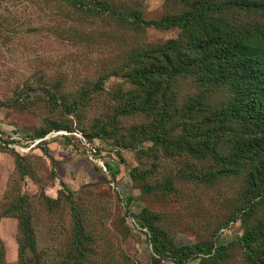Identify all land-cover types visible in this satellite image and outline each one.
Here are the masks:
<instances>
[{
  "label": "rangeland",
  "instance_id": "obj_1",
  "mask_svg": "<svg viewBox=\"0 0 264 264\" xmlns=\"http://www.w3.org/2000/svg\"><path fill=\"white\" fill-rule=\"evenodd\" d=\"M208 1L0 0V264H174L154 255L144 223L178 247L233 243L186 264H264V248L257 261L240 244L264 229L253 167L226 173L213 155L156 141L163 124L169 142L207 152L211 115L199 105L227 103L229 89L174 77L168 97L147 104L132 83L145 51L190 38L139 20ZM220 141L226 155L231 138Z\"/></svg>",
  "mask_w": 264,
  "mask_h": 264
},
{
  "label": "trees",
  "instance_id": "obj_2",
  "mask_svg": "<svg viewBox=\"0 0 264 264\" xmlns=\"http://www.w3.org/2000/svg\"><path fill=\"white\" fill-rule=\"evenodd\" d=\"M244 14L257 22L255 25L244 23L242 27H231L225 19L227 15ZM140 18V17H139ZM138 18V19H139ZM264 0H209L196 12H189L182 18L162 20H139L143 28H156L170 31L182 30L189 41L181 44L170 41L160 49L145 51V63L142 71L135 73L132 83L146 87L149 91L147 104L158 98L168 97L169 78L193 77L197 83L205 86H225L232 95L227 103L218 107L204 106L210 113V126L205 130L207 152L197 151L187 139L169 142L165 138V125L158 126L157 142L186 150L192 155H213L224 167L226 173L240 171L247 166L253 167L249 175L250 186L261 191L260 199L254 205L264 202ZM55 97V96H53ZM74 108L75 106H68ZM231 138L229 153L221 155L223 149L221 137ZM197 138L194 139L196 141ZM213 140V141H212ZM113 178L117 173L105 165ZM147 229L154 255L174 264H186L188 261L207 257L232 245V241H219L206 249L203 245L178 247L166 242L158 229L148 223ZM240 244L251 259L262 260L258 247L264 248V229H256L240 239Z\"/></svg>",
  "mask_w": 264,
  "mask_h": 264
}]
</instances>
